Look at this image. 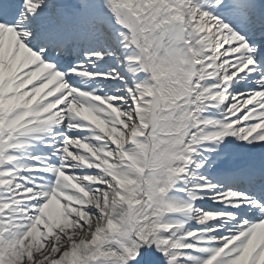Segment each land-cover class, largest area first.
<instances>
[{"label": "snow or ice", "instance_id": "6c2138e0", "mask_svg": "<svg viewBox=\"0 0 264 264\" xmlns=\"http://www.w3.org/2000/svg\"><path fill=\"white\" fill-rule=\"evenodd\" d=\"M0 264H264V0H0Z\"/></svg>", "mask_w": 264, "mask_h": 264}]
</instances>
